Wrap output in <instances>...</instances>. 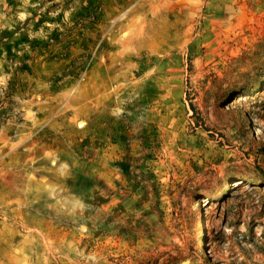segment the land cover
Instances as JSON below:
<instances>
[{
  "label": "rangeland",
  "instance_id": "rangeland-1",
  "mask_svg": "<svg viewBox=\"0 0 264 264\" xmlns=\"http://www.w3.org/2000/svg\"><path fill=\"white\" fill-rule=\"evenodd\" d=\"M0 264H264V0H0Z\"/></svg>",
  "mask_w": 264,
  "mask_h": 264
},
{
  "label": "bare ground",
  "instance_id": "bare-ground-1",
  "mask_svg": "<svg viewBox=\"0 0 264 264\" xmlns=\"http://www.w3.org/2000/svg\"><path fill=\"white\" fill-rule=\"evenodd\" d=\"M143 50V49H142ZM141 50V51H142ZM143 53V52H142ZM140 55V54H139ZM80 124H82V122H80ZM232 183H234V184H236V185H240V184H243L244 183V181H241L240 180V178H237L234 182H232ZM204 199V198H203ZM206 199V198H205ZM207 202V200L205 201V203ZM211 203V200L209 201V202H207V204H210Z\"/></svg>",
  "mask_w": 264,
  "mask_h": 264
}]
</instances>
